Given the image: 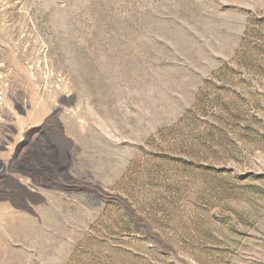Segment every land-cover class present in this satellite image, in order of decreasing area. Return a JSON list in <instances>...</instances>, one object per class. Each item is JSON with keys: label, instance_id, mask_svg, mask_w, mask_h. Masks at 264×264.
I'll return each instance as SVG.
<instances>
[{"label": "rangeland", "instance_id": "1", "mask_svg": "<svg viewBox=\"0 0 264 264\" xmlns=\"http://www.w3.org/2000/svg\"><path fill=\"white\" fill-rule=\"evenodd\" d=\"M238 51L264 66V0H0V264H264V152L200 164L202 200L176 175V123ZM204 214L197 261L166 234Z\"/></svg>", "mask_w": 264, "mask_h": 264}, {"label": "trees", "instance_id": "2", "mask_svg": "<svg viewBox=\"0 0 264 264\" xmlns=\"http://www.w3.org/2000/svg\"><path fill=\"white\" fill-rule=\"evenodd\" d=\"M233 61V65L221 66L203 82L194 104L176 123V135L179 136L176 140V175L187 174L193 178L200 200L211 189H216L213 182L210 186L207 183L208 178L212 180L216 176L201 171L200 164L216 165L234 159L241 150L236 147L237 143L243 148L251 146L264 152V139L253 133L254 119L248 112L249 106L257 107L259 103L249 84L254 78L264 77V66L246 64L240 51ZM168 135L169 130H165L160 137L165 141ZM162 160L166 165L172 162L168 155ZM201 182L206 187L202 188ZM226 191L230 193L231 189L228 187ZM204 216L189 225L180 219L176 222V230L166 234L176 248L190 253L197 261L208 252L206 242L213 237L211 222L208 219L209 225L205 226ZM156 221L154 226L155 223L159 225Z\"/></svg>", "mask_w": 264, "mask_h": 264}, {"label": "water", "instance_id": "3", "mask_svg": "<svg viewBox=\"0 0 264 264\" xmlns=\"http://www.w3.org/2000/svg\"><path fill=\"white\" fill-rule=\"evenodd\" d=\"M20 148H21V146H20ZM20 148H17V151H19ZM111 198L113 199V201L121 204L126 209L130 218H132L133 220H136V221L143 222L146 225V228L151 230V226H150L149 222L146 219L142 218L141 216L137 215L135 213V210L132 208V206L130 205V203L127 200H125L124 198H122L118 195H112ZM155 237L158 239V241L161 244L166 245V243L164 241H162L158 235H156Z\"/></svg>", "mask_w": 264, "mask_h": 264}, {"label": "bare ground", "instance_id": "4", "mask_svg": "<svg viewBox=\"0 0 264 264\" xmlns=\"http://www.w3.org/2000/svg\"><path fill=\"white\" fill-rule=\"evenodd\" d=\"M10 170H12V166L9 168ZM7 171V170H6ZM1 203V202H0Z\"/></svg>", "mask_w": 264, "mask_h": 264}]
</instances>
